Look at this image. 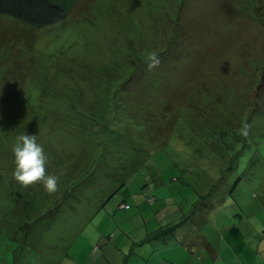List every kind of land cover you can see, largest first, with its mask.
Listing matches in <instances>:
<instances>
[{
  "label": "rangeland",
  "instance_id": "374dc122",
  "mask_svg": "<svg viewBox=\"0 0 264 264\" xmlns=\"http://www.w3.org/2000/svg\"><path fill=\"white\" fill-rule=\"evenodd\" d=\"M9 20L0 19V158L9 169L16 138L36 135L59 180L53 193L19 187L14 165L0 190L16 191L3 200L14 221L0 231V264H94L99 224L219 213L228 185L235 202L223 224L240 227L245 244L264 240V0H81L43 30ZM129 41L143 57L136 66ZM160 53L164 67L144 64ZM118 181L129 184L111 198ZM125 198L130 212L119 209ZM43 223L52 226L36 229Z\"/></svg>",
  "mask_w": 264,
  "mask_h": 264
},
{
  "label": "crops",
  "instance_id": "0c3cea01",
  "mask_svg": "<svg viewBox=\"0 0 264 264\" xmlns=\"http://www.w3.org/2000/svg\"><path fill=\"white\" fill-rule=\"evenodd\" d=\"M220 194L223 195L219 196L220 206H223L219 213L210 208H192L186 214L180 213L181 220L172 224L171 220H148L139 212L138 217L142 222L136 220V223L126 222L117 226L99 224L94 228V264H264V240L258 243V237H251V242L245 244L237 236L240 227L235 225L234 229L229 230L227 226L230 223L223 224L224 207L234 206L235 201L231 192ZM103 208L106 207H99L97 211ZM249 215H252L251 211ZM214 219L217 223H212ZM240 222L243 224L245 221ZM172 227L175 229L168 236L150 239L160 230ZM4 229L3 224H0V231ZM260 229L257 228L255 233ZM25 242L27 257L30 259L31 253L27 248L30 245L29 239ZM16 248L20 252L18 241ZM81 261L84 262L82 257Z\"/></svg>",
  "mask_w": 264,
  "mask_h": 264
},
{
  "label": "trees",
  "instance_id": "16d2710c",
  "mask_svg": "<svg viewBox=\"0 0 264 264\" xmlns=\"http://www.w3.org/2000/svg\"><path fill=\"white\" fill-rule=\"evenodd\" d=\"M80 1L81 0H0V19L10 18L13 20H9V22H12V23L18 22V23H22L28 27H31L35 30H43L45 28H48V27H51V26L65 22L66 19L71 14L74 13L75 8L77 7V5L79 4ZM128 44H129L130 49L132 51H134L133 54H130L129 65L134 64L136 66V63H139V62L142 63L143 57L141 56V54L138 53L137 47L134 46L135 42L129 41ZM170 45H172L171 42H170ZM166 54H168V51ZM177 54L178 55L175 58L178 61H180L183 57V53L181 51H179V49H178ZM160 55H161V53L158 56H155L154 59L153 58L150 60L144 59L143 60L145 62L144 64L147 66L150 63H156V62L159 63L157 61V59H159L158 57ZM168 61H169V59L165 56V59H163L162 63H159V64L160 65L163 64V67H164ZM119 77L120 76H118V78ZM263 83H264V78H262V80H261L260 87L263 86ZM232 112H234V111L232 110ZM137 164H138V162H136V166H137ZM14 165L15 164H14L13 155L11 156L9 169L6 167V161L4 159L2 160V158H0V190H1V195L2 194L7 195V193H8V192H6L8 190V188H7L8 185L6 184V180L8 178L10 179V177L12 176V168L14 167ZM134 168L135 167L132 168V171L134 170ZM97 170H99V169H97ZM13 179H14L15 184L19 185V187H20L21 185L15 180V177ZM70 179H72V178H70ZM96 179H98V178L96 177ZM61 181H62V184L66 182L65 179H63ZM94 181H95V179H94ZM128 184L127 183L124 184V183L118 181L116 184L111 186L110 190L107 192L110 193V197L113 198L114 195L116 196L118 193H120L122 191V188L125 189L126 185H128ZM237 184H238V182H237ZM237 184H235V186H237ZM28 190H30V189H28ZM235 190H236V187L232 188V186H229V185H228V189L225 187V191H230L232 193V195H234ZM17 191H19V190H17ZM15 192H16L15 190L11 191V189H10L9 196H7V197L6 196L5 197L0 196V203L4 202L3 200H12V198H14ZM19 192H23V191H19ZM63 196H61V197H63ZM37 200L39 201L38 203L40 205H42V204L44 205V201L46 200V198H44L42 200H40V199H37ZM37 200L35 199L34 202H37ZM47 205H48V203H47ZM125 206H128L129 208H124ZM42 207H44L45 210L48 208V206H42ZM119 209L120 210H126V211L131 209L130 204L128 203L126 198L119 205ZM59 212H60V210H59ZM59 212L57 213V212L53 211L52 213H49V215L53 216V218L50 219V222H52V224L56 220H58L57 217L59 216ZM18 213H22V215L24 216V214H23L24 212L21 211L20 209L18 210ZM0 218H3V219H0V224H3V226L7 225L6 219L11 218L13 220L12 202L10 204H6L4 206H2L0 204ZM17 218H18V215H17ZM21 221L23 222V219ZM24 224H26V218L25 217H24ZM52 224L50 226H52ZM36 226L37 225H34V227H36ZM40 226L44 229V231L46 229L50 228L49 225H44V223H43V224L39 225L36 229H38ZM174 229L175 228L172 227V228H167L166 230H160L158 233L150 236V239H161L163 237H166ZM34 241L38 242V240H34Z\"/></svg>",
  "mask_w": 264,
  "mask_h": 264
},
{
  "label": "clouds",
  "instance_id": "9594fccd",
  "mask_svg": "<svg viewBox=\"0 0 264 264\" xmlns=\"http://www.w3.org/2000/svg\"><path fill=\"white\" fill-rule=\"evenodd\" d=\"M242 134L247 135V132L242 131ZM12 152L15 164L14 177L20 185L27 187L39 183L49 193L57 191L59 178L46 172L48 157L36 135H19Z\"/></svg>",
  "mask_w": 264,
  "mask_h": 264
},
{
  "label": "built area",
  "instance_id": "2783aa9c",
  "mask_svg": "<svg viewBox=\"0 0 264 264\" xmlns=\"http://www.w3.org/2000/svg\"><path fill=\"white\" fill-rule=\"evenodd\" d=\"M124 208H129L128 206H125Z\"/></svg>",
  "mask_w": 264,
  "mask_h": 264
}]
</instances>
